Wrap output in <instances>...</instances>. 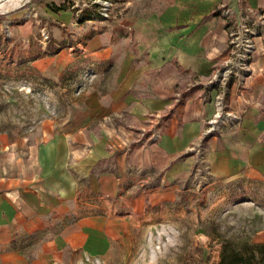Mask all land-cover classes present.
<instances>
[{"label":"crops","instance_id":"1","mask_svg":"<svg viewBox=\"0 0 264 264\" xmlns=\"http://www.w3.org/2000/svg\"><path fill=\"white\" fill-rule=\"evenodd\" d=\"M71 1L36 3L59 25L70 22L64 2ZM218 3L167 0L150 12L134 8L106 27L78 30L88 34L83 59L94 67L95 82L83 88L80 120L49 122L39 141L23 147L0 139V264H108L131 244L153 207L176 197L191 175L188 149L216 112V91L212 101L202 96L203 84L227 60ZM240 7L263 12L264 0H244ZM27 26L18 25L20 37L29 34ZM126 27L134 29L133 39L124 35ZM188 88L157 144L128 152L99 127L114 113L137 124L168 114L176 91ZM238 88L229 89L226 102L231 112L245 109L243 119L206 139V159L217 181L264 184V109Z\"/></svg>","mask_w":264,"mask_h":264},{"label":"rangeland","instance_id":"2","mask_svg":"<svg viewBox=\"0 0 264 264\" xmlns=\"http://www.w3.org/2000/svg\"><path fill=\"white\" fill-rule=\"evenodd\" d=\"M36 1L22 0L15 7H3L0 11V35L5 43L0 52V139L16 141L22 147L39 141L49 122L63 124L81 118L83 88H92L95 82L91 75L94 67L83 59L88 34L78 30L83 26L91 31L103 28L115 20L126 19L134 8L150 12L167 3V0H112L108 2L109 18L82 24L75 23L76 15L70 8V22L60 21L56 25L59 20L46 15ZM64 3L89 12L101 6L87 0ZM223 5L237 15L245 14L246 8L240 7L244 2L219 0L215 15L225 23L226 31L231 23L221 16ZM15 8L18 9L12 13L2 14ZM24 23L30 32L20 37L16 29ZM7 24L11 27L5 35ZM134 34L133 28H125L126 37L133 39ZM225 44L226 61L233 62L226 101L229 89L239 85L238 94L264 109V46L263 51L252 54L251 69L242 71L237 55H231L227 36ZM225 63L214 77L229 68ZM255 63L260 67L255 69ZM171 114L172 111L168 117ZM200 145L203 147L204 141ZM188 155L193 158L191 175L179 184L176 197L153 207L148 219L134 231L131 244L119 250L108 264H219L226 243L235 248L264 245V184L220 182L215 177L200 181L193 173L199 158L193 151ZM23 235L27 237L28 232Z\"/></svg>","mask_w":264,"mask_h":264},{"label":"built area","instance_id":"3","mask_svg":"<svg viewBox=\"0 0 264 264\" xmlns=\"http://www.w3.org/2000/svg\"><path fill=\"white\" fill-rule=\"evenodd\" d=\"M92 5L101 6L98 7L96 11H90L91 17L84 15V11H89L85 9H79L75 6H69L75 13V23L82 24L87 22L103 21L109 18V7L108 2L112 0H87ZM230 1V0H228ZM239 3L244 2L236 0ZM69 5V4H68ZM221 13L223 19L230 21L231 25L226 29L225 33L232 49L231 55L236 54L237 63L242 71H249L251 69L250 58L252 54L258 52L259 48H263L264 44V11L255 12L249 8H246L245 14L237 15L235 11L225 8ZM5 35L9 32L11 25L7 24ZM9 38V35H7ZM260 44V45H259ZM261 46V47H259ZM237 48V52L234 53V49ZM228 69H225L223 75L213 77L209 82L203 84L204 94L202 96L203 102H209L213 100L211 96L212 91H216L215 109L216 112L212 119L208 120L207 128L203 136L196 141L188 149V152H195L198 161L196 162V167L194 170V176L200 181L212 179L215 177L211 171L210 165L206 159V139L213 135L221 136L226 127L237 128L243 119L245 109L238 108L236 111L231 112L228 109L226 102V96L228 94L227 84L230 81V74L233 69L232 60L226 61ZM250 67V68H249ZM239 84H241L240 79H237ZM200 84L197 82L196 86ZM239 87V85H238ZM191 88L185 91L178 90L172 100L170 110L168 114H152L148 116L147 121L142 124L133 123L128 120V117L123 113H114L112 115L104 117L99 124L100 129L108 136L109 139H118L122 149L125 151H132L134 149L133 145H151L157 144L163 137V129L169 113L180 106L186 98V92H189ZM204 141L203 147L200 143ZM135 143V144H132ZM84 148H89L85 145ZM111 150L114 149L112 144L109 145ZM187 152V153H188ZM128 169L131 167L128 165Z\"/></svg>","mask_w":264,"mask_h":264},{"label":"trees","instance_id":"4","mask_svg":"<svg viewBox=\"0 0 264 264\" xmlns=\"http://www.w3.org/2000/svg\"><path fill=\"white\" fill-rule=\"evenodd\" d=\"M64 5L69 8L67 3ZM84 15L91 17V12L84 11ZM4 44V38L0 35V52L3 51ZM219 264H264V245L247 244L242 248H235L230 243H226Z\"/></svg>","mask_w":264,"mask_h":264},{"label":"bare ground","instance_id":"5","mask_svg":"<svg viewBox=\"0 0 264 264\" xmlns=\"http://www.w3.org/2000/svg\"><path fill=\"white\" fill-rule=\"evenodd\" d=\"M22 0H1L0 1V11L3 7L13 8ZM259 63H255V69L259 68Z\"/></svg>","mask_w":264,"mask_h":264},{"label":"water","instance_id":"6","mask_svg":"<svg viewBox=\"0 0 264 264\" xmlns=\"http://www.w3.org/2000/svg\"><path fill=\"white\" fill-rule=\"evenodd\" d=\"M1 1V0H0Z\"/></svg>","mask_w":264,"mask_h":264}]
</instances>
